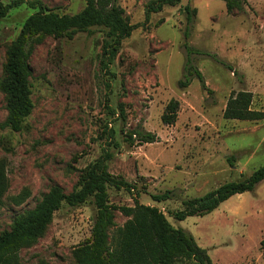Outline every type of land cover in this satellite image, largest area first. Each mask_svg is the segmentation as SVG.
Listing matches in <instances>:
<instances>
[{
    "label": "rangeland",
    "instance_id": "1",
    "mask_svg": "<svg viewBox=\"0 0 264 264\" xmlns=\"http://www.w3.org/2000/svg\"><path fill=\"white\" fill-rule=\"evenodd\" d=\"M151 1L119 0L137 28L123 41L111 73L102 65L105 35L97 28L71 38L49 34L36 44L30 59L34 109L21 131L4 126L8 97L0 90V164L8 181L0 233L51 187L66 193L78 187L109 142L110 129L119 147L113 148L109 170L135 186L140 202L159 207L175 227L190 231L214 264H264V180L203 216L170 215L184 200L242 180L264 165V119L224 117L230 96L240 90L252 92V109L264 111V0H246L244 11L232 14L224 0H181L147 20ZM186 5L197 8L189 37ZM84 7V0H25L0 17V80L7 50L29 16L40 8L76 14ZM186 44L206 87L197 78L179 85L185 79ZM171 99L180 102L178 117L165 124L162 115ZM136 129L155 133L159 141L131 146L123 130ZM167 190L172 198L153 200ZM133 193L109 186L110 202L117 206L134 205ZM95 215L92 197L79 206L64 204L44 235L22 248L14 262L76 264L73 249L91 237ZM127 220L116 210L111 237Z\"/></svg>",
    "mask_w": 264,
    "mask_h": 264
},
{
    "label": "trees",
    "instance_id": "2",
    "mask_svg": "<svg viewBox=\"0 0 264 264\" xmlns=\"http://www.w3.org/2000/svg\"><path fill=\"white\" fill-rule=\"evenodd\" d=\"M85 7L76 14H60L44 11L42 8L24 22L17 38L7 50L4 78L0 80V90L8 97V114L4 126L13 131H21L24 121L34 109L32 100V68L30 64L34 46L43 41L46 35L57 38H71L78 31L93 32L97 28L104 32L102 65L111 73L110 67L121 49L122 43L137 28L125 16L119 0H84ZM181 0H152L146 8V19L152 13L160 12L165 6H174ZM229 14L242 12L246 0H224ZM25 3V0H12L8 4L0 1V17H5L12 8ZM187 15L185 36L189 37L194 24L197 8L184 7ZM188 50L185 64V79L181 87L188 86L197 78L203 87L206 82L202 72L195 66ZM253 94L240 90L233 93L226 105L224 117L238 120H263L264 111L254 110L251 105ZM180 102L171 99L162 115L165 124H173L178 117ZM121 118L126 119L121 108ZM125 141L135 144L154 143L159 136L142 129L123 130ZM109 142L102 154L90 164L80 177V184L72 192L66 193L55 185L43 196L37 205L17 217L8 230L0 233V264H16L14 259L24 247L34 245L44 235L55 213L64 204L79 206L93 198L96 215L91 237L73 249L76 264H214L208 250L200 246L194 235L175 227L159 207L140 202V192L122 176H115L109 170V162L114 157L113 148L119 147L114 130L107 131ZM264 180V165L239 181H228L201 197L183 201V208L170 212L177 220L188 216H203L235 194L252 191ZM109 186L125 188L134 192V205L117 206L110 202ZM8 189L4 165L0 164V206ZM134 190V191H133ZM154 201L162 202L172 198V191L153 194ZM120 210L128 220L117 227L111 237L110 229L115 226V212ZM264 247V239L262 240Z\"/></svg>",
    "mask_w": 264,
    "mask_h": 264
}]
</instances>
